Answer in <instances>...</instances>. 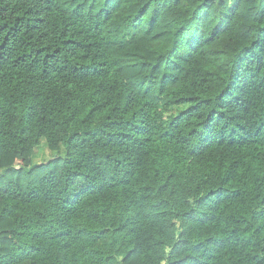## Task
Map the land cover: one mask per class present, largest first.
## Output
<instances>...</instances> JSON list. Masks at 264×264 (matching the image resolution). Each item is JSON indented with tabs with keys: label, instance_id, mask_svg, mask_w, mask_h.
<instances>
[{
	"label": "trees",
	"instance_id": "obj_1",
	"mask_svg": "<svg viewBox=\"0 0 264 264\" xmlns=\"http://www.w3.org/2000/svg\"><path fill=\"white\" fill-rule=\"evenodd\" d=\"M0 264H264V0H0Z\"/></svg>",
	"mask_w": 264,
	"mask_h": 264
},
{
	"label": "rangeland",
	"instance_id": "obj_2",
	"mask_svg": "<svg viewBox=\"0 0 264 264\" xmlns=\"http://www.w3.org/2000/svg\"><path fill=\"white\" fill-rule=\"evenodd\" d=\"M41 148H43V147H41ZM43 152H41V151H39L38 152V156H39V158H41V159H46V157L48 156L49 157V155H48V152L47 153H43L44 155H41ZM47 154V155H46ZM44 159V160H45ZM38 161V160H37Z\"/></svg>",
	"mask_w": 264,
	"mask_h": 264
}]
</instances>
